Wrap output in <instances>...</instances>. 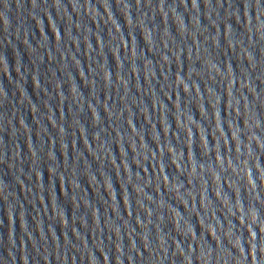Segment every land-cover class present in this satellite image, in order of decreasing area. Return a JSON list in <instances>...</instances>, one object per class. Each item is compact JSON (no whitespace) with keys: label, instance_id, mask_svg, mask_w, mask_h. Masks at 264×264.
I'll use <instances>...</instances> for the list:
<instances>
[{"label":"water","instance_id":"95a60500","mask_svg":"<svg viewBox=\"0 0 264 264\" xmlns=\"http://www.w3.org/2000/svg\"><path fill=\"white\" fill-rule=\"evenodd\" d=\"M0 264H264V0H0Z\"/></svg>","mask_w":264,"mask_h":264}]
</instances>
